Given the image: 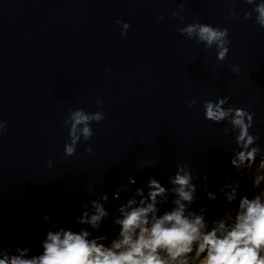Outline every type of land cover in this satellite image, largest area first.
<instances>
[{"label":"water","instance_id":"95a60500","mask_svg":"<svg viewBox=\"0 0 264 264\" xmlns=\"http://www.w3.org/2000/svg\"><path fill=\"white\" fill-rule=\"evenodd\" d=\"M180 3L183 23L172 16ZM230 7L238 15L229 18ZM250 8L244 0H0V121L7 129L0 134V246L37 251L45 212L72 227L80 203L106 192L114 214L127 194H112L129 176L133 190L149 176L166 185L177 164L207 175L210 190L234 178L248 195L229 164L232 134H224L225 123L205 120L201 104L228 96V104L254 113L252 131L264 141V29L254 13L244 19ZM117 20L129 24L124 36ZM193 20L228 29L224 61L178 31ZM77 108L100 110L104 119L65 158L63 120ZM197 195L193 208L207 204L209 216L229 207L219 195L207 200L202 188ZM110 231L111 215L95 234Z\"/></svg>","mask_w":264,"mask_h":264},{"label":"clouds","instance_id":"9594fccd","mask_svg":"<svg viewBox=\"0 0 264 264\" xmlns=\"http://www.w3.org/2000/svg\"><path fill=\"white\" fill-rule=\"evenodd\" d=\"M244 3L251 6L244 19L254 13V23L264 29V0ZM183 10L184 4L180 3L172 11L181 23ZM153 15L158 21L163 19L156 11ZM227 15L231 18L238 13L230 7ZM116 24L124 36L128 22L117 20ZM178 31L203 44L205 51L215 48L218 62L225 60L231 43L226 27L193 20ZM230 69L233 74L239 73L238 65H230ZM228 100V96L204 100L203 117L212 123L226 124L223 132L232 134L230 143L235 145L229 164L248 185L250 195L239 193V183L234 178L210 190L209 177L198 178L187 164H177L166 185L149 176L143 187L133 190L135 180L129 176L127 185H121L112 194L113 200L127 194L122 203L116 204L114 214L105 207L109 201L106 192L98 199L80 203L72 227H65L45 212L38 250L33 251L29 244H4L0 246V264H264V141L252 131L254 113L233 107ZM196 102L193 98L187 105L192 108ZM100 104L97 98L96 105ZM103 119L100 110L69 109L63 120L68 135L63 156H73L77 144L92 137L91 125ZM6 131V122L0 121V134ZM84 151L91 153L92 146L86 145ZM147 163L141 160L139 167ZM52 165L49 159L45 167ZM198 188L203 189L209 201L222 196L229 207L215 216L206 214L207 204L193 208ZM87 192L92 195L94 189L89 187ZM110 215L113 231L96 235Z\"/></svg>","mask_w":264,"mask_h":264},{"label":"rangeland","instance_id":"374dc122","mask_svg":"<svg viewBox=\"0 0 264 264\" xmlns=\"http://www.w3.org/2000/svg\"><path fill=\"white\" fill-rule=\"evenodd\" d=\"M246 186L248 187V185H247V184H246ZM248 195H250V193H249Z\"/></svg>","mask_w":264,"mask_h":264}]
</instances>
